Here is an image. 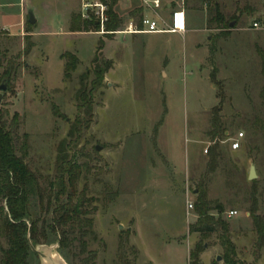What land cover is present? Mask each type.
Returning <instances> with one entry per match:
<instances>
[{"label":"rangeland","instance_id":"374dc122","mask_svg":"<svg viewBox=\"0 0 264 264\" xmlns=\"http://www.w3.org/2000/svg\"><path fill=\"white\" fill-rule=\"evenodd\" d=\"M128 2L118 0L113 7L121 19L115 31L132 16ZM216 3L226 22L223 35L215 21H208ZM185 7L184 36H131L98 34L91 27L71 32L80 0H0V75L9 60L17 64L0 91L2 120L8 129L17 115L13 133L27 136L25 162L36 173L53 175L63 141L69 158L91 166L77 189L85 188L86 197L93 198L90 217L97 239H89L88 248L96 252L95 264H119L121 249L131 264H191L189 253L199 241L201 264H223L216 260L221 257L214 248L216 234L189 233L196 219L193 191L202 183L209 200L223 203V217L228 210L238 212L227 219L237 259L254 263L255 235L245 213L256 196L257 214H264V0H185ZM157 13L169 15L165 8ZM234 15L239 18L230 26ZM65 52L78 58L70 78L64 76ZM95 56L98 66L105 61L112 66L92 90L90 122L70 136L76 119H85L76 92L85 73L91 88ZM220 106L219 118L232 136L243 133L244 144L209 171V153L203 152L213 145L208 135L212 110ZM192 138L196 158L187 166L185 148ZM250 163L257 175L252 181L247 179ZM6 246L0 235V248ZM256 264H264V248Z\"/></svg>","mask_w":264,"mask_h":264},{"label":"trees","instance_id":"16d2710c","mask_svg":"<svg viewBox=\"0 0 264 264\" xmlns=\"http://www.w3.org/2000/svg\"><path fill=\"white\" fill-rule=\"evenodd\" d=\"M117 2L118 0H110L109 22L105 26L107 31H115L121 24V19L113 11ZM214 9V16L208 21H215L219 25L220 34H226V22L223 14L218 10L217 3ZM233 17L235 19L233 26H235L239 17L235 15ZM90 27L98 28L94 22L82 20L80 14L72 17L71 32L88 31ZM2 55H5L4 51ZM61 58L65 60L64 76L70 78L78 65V58L70 52L63 53ZM261 61L264 71L262 54ZM93 62L95 65L92 72L95 78L91 88L88 89L86 86L88 73H85L81 76L80 86L76 92L77 108L85 119L82 121L76 119L68 133L70 136H75L76 133L73 132L78 130L81 123L90 122L93 114L92 90L101 86L104 74L112 66L111 61H105L102 67L98 66L97 56L94 57ZM16 70L17 64L9 60L0 78L9 80ZM261 98L264 102V87ZM219 111L221 106L213 108L211 129L208 133L213 142L207 150L209 171H213L220 162L219 143L214 140L216 138L220 140L227 130L221 116L219 118ZM3 116L4 114H0V202L2 203L0 204V235L6 240L7 246L0 248V264L39 263L37 255L29 248L28 231L33 245L57 242L58 252L68 264H77L76 260L80 255L83 256L81 264H95L96 252L88 248V240L97 239L93 230V219L90 217L93 198L86 197L85 188L81 191L77 189L82 173L88 174L91 166L88 163L77 164L73 156L69 158L65 153L63 141L57 148L53 175L44 177L36 173L25 162L28 148L27 136L23 134L21 138L13 133V129L17 126V115L12 118L8 129L6 122L2 120ZM262 127L264 129V123ZM93 151L97 154L95 148ZM95 158L99 159L97 156ZM194 211L197 218L190 225L189 233H197L201 238L216 234L223 264H245L237 259L236 246L231 240L229 224L220 216L223 211L222 205L209 200L203 183L196 187ZM212 211H215L217 216ZM257 211V199L253 196L248 210L255 235L254 263L251 264H256L264 248V214H257ZM202 251V241H199L189 253L191 264H201L199 254ZM118 261L119 264H131L124 249L120 250Z\"/></svg>","mask_w":264,"mask_h":264},{"label":"built area","instance_id":"2783aa9c","mask_svg":"<svg viewBox=\"0 0 264 264\" xmlns=\"http://www.w3.org/2000/svg\"><path fill=\"white\" fill-rule=\"evenodd\" d=\"M143 14L136 20L130 17L123 30L107 31L105 26L109 22L108 12L110 10V0H80V17L82 20L92 21L98 26L97 33L109 34H139V33H177L184 34L186 31L185 0H140ZM165 8L169 13L165 19L157 10ZM139 23V26L136 25ZM253 23V27H257ZM243 133H237L235 138H230V149L236 150L240 147L239 139ZM207 153V149L204 150ZM193 204L188 203V209H192ZM236 211H230L229 215H236Z\"/></svg>","mask_w":264,"mask_h":264},{"label":"crops","instance_id":"0c3cea01","mask_svg":"<svg viewBox=\"0 0 264 264\" xmlns=\"http://www.w3.org/2000/svg\"><path fill=\"white\" fill-rule=\"evenodd\" d=\"M126 1V3L128 2V4L127 5H131L132 6V9H130V12L128 13V14H132V16L131 17H135L137 20H139V17L141 16V14H143V10H142V7H141V1L140 0H125ZM120 2V1H119ZM130 6V7H131ZM135 11H138L137 12V14H136V16H134V14H133V12H135ZM185 14H186V31H185V33L184 34H179V35H181V36H184L186 33H187V28H188V18H187V8L185 7ZM136 25L137 26H139V23L138 22H136ZM139 34H149V33H139ZM156 34H158V33H156ZM160 34H163V33H160ZM126 35H131V36H135V35H138V34H126ZM165 77L167 76V74H166V72H165ZM212 88H213V86H212ZM221 119H223L222 117H221ZM236 135H237V133H235L233 136L231 135V133H229V131L228 130H226L225 132H224V136L223 137H220V145L218 144V151L220 152V164L222 163V160L224 159V157H225V155L226 154H228L229 152L231 153V152H236V151H239L241 148H242V146H243V144H244V135H243V137L242 138H240L239 139V142H240V147L238 148V149H236V150H232V149H230V138H235L236 137ZM190 141H191V146L190 147H187V148H185V157H186V164H187V166H188V163H190V161L192 162V160L194 159V158H196L195 156H196V153H195V151L193 150V144L197 141L196 139H190ZM164 152H165V154H166V156H167V158H168V153L166 152V150L164 149ZM204 153V152H203ZM169 159H170V157L168 158V161H169ZM171 160V159H170ZM172 161V160H171ZM171 161H169V162H171ZM171 164H172V162H171ZM251 164H253V163H250V165ZM173 166V165H172ZM193 195H195L196 196V190H194L193 191ZM220 204L222 205V207H223V211H222V213L220 214V216L224 219V220H226L227 222H228V224H229V229H230V235H231V240H232V242L235 244V241H234V239H233V237H232V230H233V225H232V223H231V221L229 220H227L228 218H231V217H233V216H235V215H229V212L230 211H236V210H228L227 212H226V217H223V213H224V211H225V208H224V205H223V203H221V201H220ZM237 212V211H236ZM212 213L215 215V213L212 211ZM236 215H238V212L236 213ZM216 216V215H215ZM248 216V213H245V218H248L249 219V217H247ZM196 218H197V216H196ZM196 220V219H195ZM195 222V221H194ZM193 222V223H194ZM249 226H251V221H250V219H249ZM251 228V227H250ZM216 246L219 248V250H221L220 249V247L218 246V245H214V248H216ZM221 252V251H220ZM236 252H237V248H236Z\"/></svg>","mask_w":264,"mask_h":264},{"label":"water","instance_id":"95a60500","mask_svg":"<svg viewBox=\"0 0 264 264\" xmlns=\"http://www.w3.org/2000/svg\"><path fill=\"white\" fill-rule=\"evenodd\" d=\"M28 22L30 24H33L35 22V19L32 14H29ZM234 23H231L230 26H233ZM6 82L5 80L2 81L0 84V91L4 92L6 90ZM96 150H99V147L96 146ZM257 175L255 172L254 164L250 165L249 173L247 179L249 181H252L256 179ZM27 242L29 245L30 250L37 255L39 259V264H68L66 260L63 258L62 255L58 252V243H52V244H38L33 245L30 237H29V231L27 233ZM217 261L221 260L220 256H217Z\"/></svg>","mask_w":264,"mask_h":264}]
</instances>
